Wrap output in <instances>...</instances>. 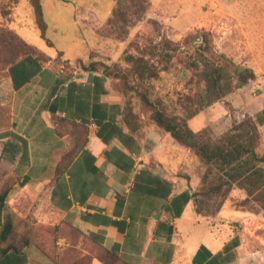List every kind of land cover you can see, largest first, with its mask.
Wrapping results in <instances>:
<instances>
[{"label": "crops", "instance_id": "0c3cea01", "mask_svg": "<svg viewBox=\"0 0 264 264\" xmlns=\"http://www.w3.org/2000/svg\"><path fill=\"white\" fill-rule=\"evenodd\" d=\"M150 1L146 17L172 26L174 33L207 28L202 21L206 16L189 9L193 0H187L177 16L168 12L175 1ZM79 2L42 0L44 16L46 8L52 10L53 20L70 12L74 22L97 33L112 12L105 16L94 4L82 7ZM16 3L2 4L7 19L2 24L18 33L8 25ZM94 47L99 46L89 53ZM46 55L50 60L44 63L31 56L21 59L0 79V155L13 153L20 193L44 194L45 203L61 221L128 264L264 263L257 229L246 227L254 217L227 203L215 213L198 210L200 165L195 163L193 169L182 162L183 158L192 162L191 150L144 115L128 113L123 96L101 72L68 66L62 56L58 64L56 57ZM256 76L258 90L240 116H251L264 136V103L253 104L264 100V75ZM201 113L206 116L205 128L216 133L214 106ZM54 116L88 128L85 147L59 177L56 165L72 149L74 138L56 134ZM232 194L245 196L241 190ZM35 250L0 257V264H37L42 253ZM92 264L102 263L94 259Z\"/></svg>", "mask_w": 264, "mask_h": 264}, {"label": "rangeland", "instance_id": "374dc122", "mask_svg": "<svg viewBox=\"0 0 264 264\" xmlns=\"http://www.w3.org/2000/svg\"><path fill=\"white\" fill-rule=\"evenodd\" d=\"M6 1L8 0H0V25L2 21L7 20L6 10L1 8ZM170 1H175L168 11L172 13L171 16L179 15L187 3V0ZM112 3L113 0H80L79 6L94 4L96 9L106 16L113 10ZM189 9L197 11L200 16H206L202 21L207 24L205 26L207 30L194 27L187 33H174L172 26L160 22V25L155 24L149 20L152 18H147L134 20L130 34L125 39H118L110 32L108 26L101 28L100 33L103 35L101 37L82 22H74V14L64 13L60 18L53 20L52 10L46 8L45 20L48 29L45 40L40 36L28 0H17L13 20L9 21L8 25L15 28L27 42L44 50L52 58L60 54L72 67L84 70L90 69L91 65L89 49L93 46L105 48L106 54L97 58L95 69L110 79L112 89L123 96L128 113L144 115L146 120L154 123L153 110L144 105L142 95L148 96L151 101L160 99L169 113L184 116L182 98L189 95L197 100L206 84L201 76L205 63L210 67L220 65L221 55L237 65L251 68L256 75H264V0H193ZM79 12L81 14V9ZM191 21L189 19L186 24H190ZM203 32L210 34L206 37V42L201 36ZM188 34H196V38L190 43H185ZM201 55L203 58H200ZM59 63L61 61H58ZM114 65H118L119 68H115ZM0 74L2 77L5 75L3 71ZM120 74L127 76L128 85L118 78L117 75ZM231 85L232 91L212 104L216 133H222L230 129L234 123L244 119L240 115L244 113V107L250 96L258 90V84L255 82L238 87L235 77L232 78ZM262 103L264 100L253 102L255 106ZM205 120V114L200 113L189 120V126L204 138L217 140L220 134L216 135L209 126L205 128ZM263 150L264 144L259 146L258 152ZM191 153L192 162L189 158H183L182 162L189 167L191 165L193 169L195 163L200 165L197 167L200 175L197 194L207 185L204 178L207 167L194 152ZM13 160V153L8 154L6 158L0 155V188L4 184H12L13 192L10 191L7 195L5 209L12 215L17 232L23 234L31 231V238L42 253L37 264H81L80 258L94 249L91 242L75 231H66L64 222L45 203L44 194L20 193V189L16 186L17 174L13 168ZM36 171L37 168L34 172ZM17 190L18 197H16ZM234 190L235 193H239L238 189ZM234 190L226 197L207 198L198 195L196 198L198 210L215 213L227 203L245 211L254 217L253 221L246 223V227L252 232L257 229L256 235L260 236L264 246V213L256 216L252 212L260 202L253 201L241 206L244 198L232 194ZM35 251V248L31 247L28 249V254Z\"/></svg>", "mask_w": 264, "mask_h": 264}, {"label": "trees", "instance_id": "16d2710c", "mask_svg": "<svg viewBox=\"0 0 264 264\" xmlns=\"http://www.w3.org/2000/svg\"><path fill=\"white\" fill-rule=\"evenodd\" d=\"M28 1L32 6L34 21L40 36L47 40L48 24L44 16L42 0ZM150 6V0H115L112 14L104 27L108 26L110 32L118 39H125L130 34L134 20L147 19L146 14ZM149 20L160 25L155 19ZM100 31L101 28L96 32L103 37ZM209 35L206 32L201 33L204 41ZM195 36L196 34L186 35L185 43H190L193 38H196ZM47 42L51 43L50 41ZM105 54V48H92L89 53L91 65L90 69L87 70H96L97 60L95 59L101 58ZM30 56L42 63L50 60V57L40 48L27 42L15 30L6 25H0V73L3 71L6 75L12 65ZM200 58L203 56L201 55ZM221 58L222 64L220 65L210 67L205 63L201 76L206 84L197 100L189 95L182 98L184 99L181 101L184 116L169 113L160 99L151 101L148 96L142 95V101L145 106L153 110L152 120L155 125L169 133L180 145L194 152L207 167L204 175L207 185L196 194L197 197L198 195L207 198L226 197L232 190L238 189L245 194L241 206L248 205L253 201L260 202V205H257L252 211L258 216L264 213V150L258 152L259 146L264 144V136L256 121L251 116L245 115L242 121L234 123L230 129L223 131L215 141L204 138L189 126V120L232 91V78H237L238 87L256 80L257 76L251 68L237 65L224 55H221ZM56 59H60V54L56 56ZM63 63L70 65L68 60L63 61ZM114 67L119 68L118 65H114ZM117 76L128 85L125 74ZM3 77L0 74V79ZM54 123L58 136L70 134L74 138V146L60 158L56 165L55 173L56 177H59L85 147L88 128L83 124L58 116H54ZM11 185V183H7L0 188V215L3 214ZM64 225L67 232L75 231V233L84 236L73 225L67 222H64ZM91 244L94 249L91 253L80 258L81 264H92L94 259L99 260L102 264H128L114 251L96 243ZM31 247L39 249L31 238V231L23 234L17 232L12 215L6 213L4 222L0 227V257L14 253H27ZM261 255L264 262V250Z\"/></svg>", "mask_w": 264, "mask_h": 264}]
</instances>
